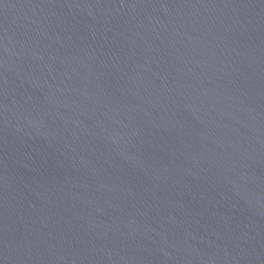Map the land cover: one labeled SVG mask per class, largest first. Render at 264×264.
I'll use <instances>...</instances> for the list:
<instances>
[{
  "label": "water",
  "instance_id": "95a60500",
  "mask_svg": "<svg viewBox=\"0 0 264 264\" xmlns=\"http://www.w3.org/2000/svg\"><path fill=\"white\" fill-rule=\"evenodd\" d=\"M0 264H264V0H0Z\"/></svg>",
  "mask_w": 264,
  "mask_h": 264
}]
</instances>
